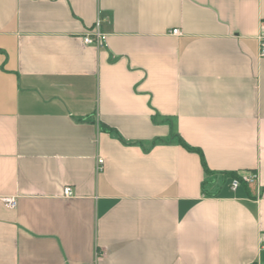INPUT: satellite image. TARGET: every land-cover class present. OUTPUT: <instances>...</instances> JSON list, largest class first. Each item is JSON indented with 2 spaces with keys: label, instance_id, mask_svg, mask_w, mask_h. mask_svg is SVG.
Returning a JSON list of instances; mask_svg holds the SVG:
<instances>
[{
  "label": "crops",
  "instance_id": "crops-1",
  "mask_svg": "<svg viewBox=\"0 0 264 264\" xmlns=\"http://www.w3.org/2000/svg\"><path fill=\"white\" fill-rule=\"evenodd\" d=\"M263 27L264 0H0V264H264Z\"/></svg>",
  "mask_w": 264,
  "mask_h": 264
},
{
  "label": "built area",
  "instance_id": "built-area-1",
  "mask_svg": "<svg viewBox=\"0 0 264 264\" xmlns=\"http://www.w3.org/2000/svg\"><path fill=\"white\" fill-rule=\"evenodd\" d=\"M171 33L178 34L179 30L177 28L172 29ZM83 42L86 44H92L97 47H103L106 43V34L100 29V19H97L94 23L93 30L84 34ZM258 41H259V50H258V57L263 58L264 57V27L261 29V32L258 35ZM101 162L98 160V163ZM255 177V174H249L247 176H243L244 181H249ZM239 185V179L237 178H231L230 180V188L236 189ZM72 195V190L70 186H65L63 188V196L70 197ZM0 200L6 203L9 207H15L16 201L14 198H8V197H0Z\"/></svg>",
  "mask_w": 264,
  "mask_h": 264
},
{
  "label": "trees",
  "instance_id": "trees-1",
  "mask_svg": "<svg viewBox=\"0 0 264 264\" xmlns=\"http://www.w3.org/2000/svg\"><path fill=\"white\" fill-rule=\"evenodd\" d=\"M207 173H209V171H207ZM227 177H230V178H237V179H239L240 177H239V175H237L236 173H227V175H226Z\"/></svg>",
  "mask_w": 264,
  "mask_h": 264
}]
</instances>
